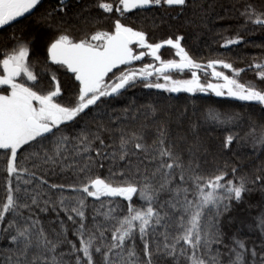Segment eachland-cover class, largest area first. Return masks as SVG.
Here are the masks:
<instances>
[{"label": "snow or ice", "instance_id": "snow-or-ice-1", "mask_svg": "<svg viewBox=\"0 0 264 264\" xmlns=\"http://www.w3.org/2000/svg\"><path fill=\"white\" fill-rule=\"evenodd\" d=\"M41 2L0 0V30L33 15ZM71 2L57 0L31 32L13 33L0 48L4 264H264V164L248 172L223 159L237 135L221 141L218 158L196 121L173 139L171 115L157 119L160 110L148 104L145 119L152 118L156 132L149 144L147 124L130 130L105 110L138 84L167 93H212L264 110V57L245 67L222 58L204 62L183 34L153 41L136 26L146 10L179 16L189 0H89L70 13ZM241 16L244 26L264 28V8L249 3ZM71 19L92 28L79 29ZM242 41L237 33L222 47ZM164 48L172 58L163 57ZM247 71L255 79L242 80ZM183 116L175 118L178 126ZM203 118L214 125L235 119L215 109ZM245 140L253 153L264 152V125H251ZM57 168L71 170L73 181L51 182ZM256 191L261 199L249 203L246 197ZM241 204L257 209L247 226L258 231V243L249 245L242 236L245 220L225 217ZM49 212L59 222L51 236L41 217Z\"/></svg>", "mask_w": 264, "mask_h": 264}, {"label": "trees", "instance_id": "trees-1", "mask_svg": "<svg viewBox=\"0 0 264 264\" xmlns=\"http://www.w3.org/2000/svg\"><path fill=\"white\" fill-rule=\"evenodd\" d=\"M50 1L42 0L33 15L21 18L20 22L14 26L0 30V48L10 43L13 33L19 35L24 32L27 35L28 32H31L37 26L39 16L46 10L56 7L57 4ZM88 2L89 0H79L77 3L76 0H72L68 10L71 13L74 8ZM249 3L255 4L257 8H264V0H195V6H192V0H189V7L179 16L174 12H165L163 9H152L145 13L144 18H136V26L143 27L153 41L165 38L172 33L183 34L186 47L197 59L204 62L209 58H222L231 61L237 67H245L253 57H264V28L251 23L244 26V18L241 16L245 5ZM70 22L77 25L79 29L91 30L92 28L91 24L85 25L76 19H71ZM237 33L243 37L241 43L230 45L227 48L222 47L226 38L233 37ZM75 34L80 35V32L77 31ZM241 79H255V75L253 72L247 71L242 74ZM148 104H152L160 110L157 119L165 113L171 115L173 123L170 127L173 139L187 130L190 121H196L200 124L201 138L205 143L211 145L217 156L221 141L230 132L239 137L238 141L232 145L233 151L223 157V159L229 160L230 165H238L242 171L252 172L264 164V152L253 153L252 148L246 146L245 140V134L251 125H264V110L254 102H242L212 95L202 97L199 94L179 93L172 96L161 90L145 89L138 84L130 88L125 96L112 99L105 110L113 119L119 117L120 122L127 125L130 130H137L142 124H147L149 126L146 129L147 142L151 144L156 132L152 118L149 116L147 120L145 119L148 112L145 106ZM125 108L129 109L127 113L124 112ZM209 109L227 113L235 119L228 125L206 123L203 117ZM181 113H184L183 123L178 126L175 123V118ZM104 122H108L107 116L104 117ZM89 126L94 127V124L89 122ZM223 159H220L221 164ZM208 160L212 162V156H208ZM49 179L56 183H70L74 176L71 170L61 172L57 168L56 174L50 176ZM2 184L3 180L0 178V185ZM3 196V189L0 188V200L3 199ZM246 199L249 203L256 204L261 199V194L259 191L253 192ZM256 212L257 209H249L247 204H241L235 206L230 213L225 214V217L234 216L246 221L241 228V234L247 238L249 245L259 242L258 231L249 230L247 226L253 222L252 216ZM91 215L92 211L89 208V219H91ZM60 216L66 220L63 213ZM41 217L45 230L51 236L52 229L57 228L59 223L56 220V213H41ZM69 227H71L70 224ZM237 227V224L232 225V229ZM225 230L230 231L227 227ZM69 238L74 239L71 233H69ZM7 244L6 236L0 234V264H4V258L8 255L3 251ZM64 248H67V245Z\"/></svg>", "mask_w": 264, "mask_h": 264}, {"label": "flooded vegetation", "instance_id": "flooded-vegetation-1", "mask_svg": "<svg viewBox=\"0 0 264 264\" xmlns=\"http://www.w3.org/2000/svg\"><path fill=\"white\" fill-rule=\"evenodd\" d=\"M50 2H53L54 4H57V0H51ZM147 11H150V10H146ZM162 51H164L165 53H163V57L165 59H169V58H172V53H171V50L168 49V48H164L162 49ZM146 62H149L146 58ZM178 73H172V75H177ZM203 74V73H202Z\"/></svg>", "mask_w": 264, "mask_h": 264}, {"label": "rangeland", "instance_id": "rangeland-1", "mask_svg": "<svg viewBox=\"0 0 264 264\" xmlns=\"http://www.w3.org/2000/svg\"><path fill=\"white\" fill-rule=\"evenodd\" d=\"M162 51V50H161ZM163 53H165V52H163ZM230 74V73H229ZM174 77H176V78H188L189 76H190V74H185L183 77H181L180 76V74H177V75H173ZM201 77H202V79H205V81H206V78L204 77V75L201 73ZM185 94H187V93H185ZM196 94H200V93H195V94H193V95H196ZM188 95H190V94H188ZM210 95H212V96H214V97H216L214 94H212V93H210ZM226 98H229V97H226ZM232 99H234V98H232ZM246 146L248 147H251V145H250V143H247L246 144ZM252 148V147H251Z\"/></svg>", "mask_w": 264, "mask_h": 264}, {"label": "water", "instance_id": "water-1", "mask_svg": "<svg viewBox=\"0 0 264 264\" xmlns=\"http://www.w3.org/2000/svg\"><path fill=\"white\" fill-rule=\"evenodd\" d=\"M175 73V72H174ZM172 96H176L178 95L179 93H170ZM200 96L202 97H210V93H200L199 94Z\"/></svg>", "mask_w": 264, "mask_h": 264}]
</instances>
